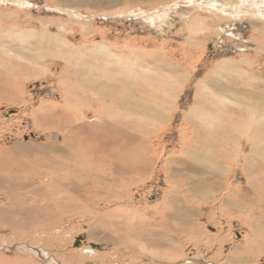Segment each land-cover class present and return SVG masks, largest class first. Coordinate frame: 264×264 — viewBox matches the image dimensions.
<instances>
[{
	"label": "rangeland",
	"instance_id": "1",
	"mask_svg": "<svg viewBox=\"0 0 264 264\" xmlns=\"http://www.w3.org/2000/svg\"><path fill=\"white\" fill-rule=\"evenodd\" d=\"M0 31V96L16 94L9 95L11 104L0 98V153L12 157L13 170L19 164H34L24 171L15 170V179H31L32 172H50L33 163L42 158L41 149L47 153L50 146L63 142L64 134L47 124L51 120L62 125L64 114L69 118L78 111L84 116L81 123L114 121L115 125L110 122L112 131H104L102 136L120 138L131 163L150 162L144 166L146 172H102L108 174V183L90 200L80 197L84 201L78 206L79 213L59 212L60 216L36 221L25 229L27 221L4 219L5 225L0 222V264H82L79 252H95L91 244L106 251L95 252L102 257L96 262L88 257L85 264H264V209L262 214V207L255 202L256 197L264 200V178L252 175L256 185L247 194L251 172L247 173L243 165L249 148L241 151L231 141L225 148L224 141L220 142L225 133L238 128L245 136L241 141H246L249 135L243 132L250 133V124L255 127L260 117L254 116L253 122L249 117L241 119L238 111L243 112V108L236 105L222 109L223 98L230 100L228 97L236 94L228 91L229 87L218 91L215 86L245 87L249 97H264V0H0ZM80 70L88 75H77ZM127 76L129 86L117 85ZM116 78L119 81L115 82ZM174 78L185 80L172 84ZM92 84L100 90L92 93L88 89ZM114 84L119 95L113 104L109 95L102 94L114 93ZM134 85L139 89L135 93ZM218 93L226 97L219 100ZM94 95L101 101L92 103ZM132 96L136 99L133 104ZM196 100L199 116L191 112L196 109ZM259 108L258 103L256 112ZM210 140L224 144L221 152L211 148ZM257 160L254 168L264 170V164ZM214 166L220 169L207 173ZM217 172L219 177H215ZM51 174L61 179L62 171L51 170ZM37 185L30 190L45 187L40 182ZM13 189V198L23 203L27 192ZM3 202L0 195V205ZM60 203L50 213L60 211ZM186 207L190 210L188 224L179 215ZM163 215H167L165 219ZM164 224L167 232L161 227ZM142 234L145 238L139 236ZM115 237L124 241L115 246ZM161 239L165 244L157 246ZM78 240L83 242L81 249L74 247ZM151 247L163 248L162 254L151 255ZM172 248L176 252L172 253Z\"/></svg>",
	"mask_w": 264,
	"mask_h": 264
},
{
	"label": "bare ground",
	"instance_id": "2",
	"mask_svg": "<svg viewBox=\"0 0 264 264\" xmlns=\"http://www.w3.org/2000/svg\"><path fill=\"white\" fill-rule=\"evenodd\" d=\"M20 1V0H19ZM196 1V0H195ZM24 2V1H23ZM26 2V1H25ZM130 2V1H129ZM253 2V1H252ZM251 2V3H252ZM198 4V3H197ZM196 4V5H197ZM247 4V3H245ZM69 5V4H68ZM114 5V4H113ZM254 5V4H253ZM182 6V5H181ZM257 7V6H255ZM68 8V7H67ZM167 14V13H166ZM184 14V13H183ZM168 16V15H167ZM181 20V19H180ZM263 22V21H262ZM252 23V22H251ZM83 24V23H82ZM81 24V25H82ZM35 30V29H34ZM1 32V31H0ZM28 32V31H27ZM37 34V33H35ZM40 34V33H39ZM31 33H29L28 36H30ZM33 35V34H32ZM38 36V35H37ZM43 37V36H42ZM45 37V36H44ZM36 38V37H35ZM52 38V37H51ZM57 38V37H56ZM64 39V38H63ZM25 40V39H24ZM53 40V39H52ZM26 41V40H25ZM59 41V39H58ZM23 44V43H22ZM85 45V44H84ZM69 46V45H67ZM99 46V45H98ZM94 47V46H93ZM103 47V45H102ZM59 48V47H57ZM86 49V48H85ZM84 49V50H85ZM91 48H89L90 50ZM104 49V48H103ZM97 50V49H96ZM78 52V51H77ZM93 52V50H92ZM18 53V52H17ZM34 53V52H33ZM80 53V52H79ZM82 53V52H81ZM109 54V52H107ZM1 54V53H0ZM35 54V53H34ZM37 54V53H36ZM86 54V53H85ZM89 54V53H87ZM95 54V53H94ZM39 55V54H38ZM36 55V56H38ZM47 55V54H45ZM168 55V53H167ZM20 56V55H19ZM41 56V55H40ZM95 56V55H94ZM152 56V55H151ZM39 57V56H38ZM80 57V56H79ZM2 58V57H1ZM29 60V59H27ZM228 60H225V62H227ZM224 62V61H223ZM230 62V61H228ZM30 63V61H29ZM92 63V62H91ZM237 63V62H236ZM127 64V63H126ZM125 64V65H126ZM241 64V63H240ZM120 66H124L123 64L120 65ZM227 66V65H226ZM237 66V65H236ZM242 65H240L239 67H241ZM115 67V66H114ZM238 67V69H239ZM41 68V67H40ZM92 68V67H91ZM134 69L133 65L130 66L128 65V69ZM172 68H175V67H172ZM229 68V67H228ZM170 69V68H169ZM222 69V68H220ZM225 69V67H224ZM227 69V68H226ZM166 73H169V74H172V76H175L174 72L171 71V69L168 71L166 68L164 69ZM43 71V70H42ZM128 71V70H127ZM178 71V70H177ZM135 73V72H134ZM133 73V74H134ZM35 74H37L35 72ZM82 74H86L84 71L80 70L78 71V74L77 75H82ZM90 74V73H89ZM226 74V73H225ZM88 75V74H86ZM118 75V74H117ZM121 75V74H120ZM128 75V74H127ZM244 75V74H243ZM37 76V75H36ZM125 77V75H123ZM249 76V75H248ZM254 76H256V73H254ZM30 77V76H29ZM106 77V76H105ZM180 77V76H179ZM227 77V76H226ZM230 77V76H229ZM31 78V77H30ZM80 78V77H79ZM85 78V77H84ZM131 78V77H129ZM242 78V77H241ZM25 79V78H24ZM125 79H128V76L126 78H124L123 80L119 81L117 78L115 79V82L116 81H119V83L117 85H119L120 83H122L123 87L124 86H129L130 84V80H125ZM180 80V78H179ZM177 78H174V79H171L170 81L172 82V84H178L179 82L181 83H184V80H180L179 81ZM78 81V80H77ZM213 81V80H212ZM216 81V80H215ZM218 81V80H217ZM66 82V81H65ZM64 82V83H65ZM114 82V83H115ZM208 82V81H207ZM17 83V82H16ZM15 84V83H14ZM67 84V82H66ZM84 84V83H83ZM108 84V83H107ZM169 85V87L171 89H173L171 87V85ZM211 84V83H210ZM12 85V84H11ZM64 85V84H63ZM115 85V84H114ZM143 85V84H142ZM165 85V84H164ZM205 85V84H204ZM207 85V83H206ZM212 85V84H211ZM214 85V84H213ZM15 86V85H14ZM19 86V85H18ZM21 86V85H20ZM66 86V85H65ZM121 86V85H120ZM216 86V89L218 91H220V88H223L224 90L229 87V90L228 91H231V92H234V94H236V97H228L230 98V100H227V99H224L223 98V103H220V106L227 110H229V106L230 105H236L240 108H243V112L241 111H238V116L241 117V119H246V117H249L251 119V121L253 120V117L254 116H257V117H260L256 120H258L255 124V127L253 124H250L252 127L251 129V132H247V131H244L243 134H246V135H249L247 136L248 138H246V141H241V140H244V139H241L242 137L245 138V136L241 135L240 134V131L237 129L236 132L232 131L228 133H225L226 136L224 138V140H219L220 142H223L225 143V148H227V144H228V141H231L233 142L234 144L236 143L237 144V148L238 149H241V151L245 150V147H248L249 150H250V154L248 156H245V160H244V165H243V169H245V171L248 173V171H250V177H248V181L250 180V183H249V188L247 190V194H250V192L252 191V187L254 186L255 182L252 183V175H258V177H263L264 178V170H262L261 168L259 169L258 167L257 168H254V161L256 163V160H257V157L260 155L262 149H264V140L262 138H264V136L261 135L260 137V133L261 131L263 130L264 132V97H262V94L261 95H257L256 99L254 97H249V95L247 94V91L244 87V89H239V90H235L234 88L232 89L231 88V85H225V84H220L218 83ZM264 86V85H263ZM10 87V86H9ZM16 87V86H15ZM14 87V88H15ZM90 87V88H89ZM88 87V89H92V93L94 90L96 89H99V88H96V87H93V84L90 85ZM122 87V86H121ZM21 88V87H20ZM83 88V87H82ZM85 88V86H84ZM132 88V87H130ZM17 89V88H16ZM105 89V88H104ZM134 90V93L137 92V85H134V87L132 88ZM222 89V90H223ZM6 90V89H5ZM18 90V89H17ZM76 90V89H74ZM82 90V89H81ZM100 90V89H99ZM108 90V89H107ZM111 90L114 91V93H110L109 94H102V96L104 97L105 95L108 96L109 95V101L113 103V101L116 99L115 97L118 98V89L115 86L111 87ZM126 90V88H125ZM124 90V91H125ZM128 90V89H127ZM126 90V91H127ZM139 90V89H138ZM233 90V91H232ZM12 91V90H11ZM20 91V90H19ZM17 91V93L19 92ZM79 91V90H78ZM112 91V92H113ZM120 91V90H119ZM132 91V90H131ZM142 91V90H141ZM178 91V90H177ZM71 92V91H69ZM84 92V91H83ZM87 92V91H86ZM121 92V91H120ZM123 92V91H122ZM140 92V91H139ZM144 92V91H143ZM10 93V92H9ZM65 93V92H64ZM75 93V92H74ZM74 93L72 96H74ZM82 93V92H81ZM106 93V92H105ZM117 93V95H116ZM126 93H129L126 92ZM131 93V92H130ZM172 93V92H171ZM226 93V92H225ZM14 94V93H13ZM12 93L8 94V92H6L5 94V97L3 96H0L1 100H3L5 102V100L7 101L6 104H8L11 100L9 98V95L10 96H13ZM70 94V93H69ZM76 94V93H75ZM122 94V93H121ZM125 94V93H123ZM147 94V93H145ZM170 94V93H169ZM219 94V93H218ZM223 94V93H222ZM16 95V94H14ZM97 95V94H96ZM144 95V93L142 94V96ZM149 95V94H148ZM167 95V94H166ZM178 95L180 96V94L178 93ZM210 95V94H209ZM264 95V94H263ZM76 96H78L76 94ZM95 96V95H94ZM101 96V94H100ZM173 96V95H172ZM213 97V94L211 95ZM214 96H218V95H214ZM220 95L218 96L219 100H220ZM16 97V96H14ZM82 97V95L80 96ZM96 98H93L92 100V103L93 102H100L101 99L100 97L98 96H95ZM130 97V96H129ZM163 97V96H162ZM208 97V96H207ZM222 97H226V96H222ZM239 97H242V98H239ZM77 97H75L76 99ZM102 98V97H101ZM124 98V97H123ZM16 99V98H15ZM14 99V100H15ZM104 99V98H103ZM154 99V98H153ZM160 99V98H159ZM210 99V97H209ZM212 99V98H211ZM217 99V98H216ZM247 99V100H245ZM255 99V100H253ZM17 100V99H16ZM77 100V99H76ZM85 100V99H84ZM125 100V99H123ZM127 100V98H126ZM129 100V99H128ZM135 97H131L130 101H132L131 104L134 103L135 101ZM156 100V99H155ZM158 100V99H157ZM162 101H164L163 99H161ZM219 100H215V101H219ZM222 100V99H221ZM213 101V100H212ZM122 103V101H120ZM129 102V101H128ZM139 102V101H138ZM145 102V101H144ZM149 102V101H148ZM146 102V103H148ZM161 102V101H160ZM166 102V100H165ZM214 102V101H213ZM211 102V103H213ZM227 102V103H225ZM14 103V101H13ZM17 103V102H16ZM126 103V101H125ZM151 103V102H149ZM169 103V102H168ZM167 103V104H168ZM198 101L196 100L195 102V106H196V109L195 111L192 110L191 112L194 114V115H198L197 111H198ZM210 103V102H209ZM230 103V104H229ZM254 105H253V104ZM260 104V107L259 110H257L256 112V108H257V104ZM11 104V102H10ZM76 104V103H75ZM79 104V103H78ZM86 104V103H85ZM89 104V103H88ZM114 104V103H113ZM117 104V103H115ZM123 104V103H122ZM141 104V103H140ZM171 104V103H170ZM215 104V103H214ZM229 104V105H228ZM107 105V104H106ZM137 105V103H136ZM145 105V104H144ZM156 105V104H155ZM155 105H152L154 106L153 109H156L155 108ZM132 106V105H131ZM142 106V105H141ZM147 106V105H146ZM145 106V107H146ZM150 106V105H149ZM151 106V107H152ZM160 106V105H159ZM210 106V105H208ZM217 105L215 104V107ZM219 106V105H218ZM120 107V106H119ZM133 107V106H132ZM259 107V106H258ZM137 108V107H136ZM134 109L137 110V109ZM160 108V107H159ZM168 108V107H167ZM219 108V107H218ZM6 109V108H5ZM93 109V108H92ZM126 111H128V107H125L124 108ZM141 109V108H140ZM152 109V108H151ZM150 109V110H151ZM152 109V110H153ZM166 109V108H164ZM163 109V110H164ZM193 109V108H192ZM212 109H213V106H212ZM221 109V108H220ZM219 109V111H220ZM231 109V107H230ZM233 109V108H232ZM98 111H100L101 109L98 108L96 109ZM142 110V109H141ZM162 110V109H160ZM175 110V109H174ZM217 110V109H216ZM124 111V110H123ZM138 111V110H137ZM140 111V110H139ZM146 111V110H145ZM213 111V110H212ZM218 111V110H217ZM222 111V110H221ZM225 111V110H224ZM65 112V110H64ZM131 111H129L128 113H130ZM165 112V111H164ZM140 113V112H139ZM254 113V114H252ZM102 114V113H100ZM99 114V115H100ZM70 115H72L73 117H71ZM69 118H67V115L64 114L63 116L65 117V119L62 120L64 121L63 124H54L51 120H49L51 123L47 124L49 125L50 128H54L58 131H60L61 133L64 134V138H63V142L61 145H52L50 146V149H48L47 153L44 152L43 149H41L40 151H42V158L41 159H38L36 160V162H33V163H37L38 166H41L43 169H46L47 171H50L49 173L47 172H40L37 173V172H32L30 176L31 179H15L14 178V174H15V170L17 169H20L22 171L24 170H27L28 167H26L27 165H32L34 166V164H19L20 166H17L16 169H12L13 166L11 164V158L12 157H9L8 153L7 152H3V153H0V195L1 197L3 198L4 202L0 205V219H2L0 222L1 223H4V225L6 224L3 220H7V219H13V220H16V218H20V222H21V219L22 221H27L24 227V229L28 226H32L34 223H36V221H39V222H43L42 220L46 219L47 217L50 218L51 216L53 215H59L58 213L61 212L64 214V212H69L70 214L71 213H74V212H77L79 213L80 211V208L78 206H82L81 203L84 201V199H81L80 197L81 196H86L88 197L87 200H90L92 198V195L97 193L98 191L102 190V189H99L101 186L105 185L106 183H108V179L106 177H108V174L107 176H105L103 173L104 172H108V171H113V170H116V171H128V172H133V171H138L139 169L142 171V172H146V167H144L145 165H148L150 164V162L145 159L144 161H140L139 163H131V160L129 159L128 157V154L126 151H124V149L122 148L123 146V143L120 142L119 140H121L119 138L116 139V138H112V137H108L107 136H102V134L104 133V131H112L111 129H113V126L112 125H115L114 121H110L112 123V125H110V122H108L106 124L105 123H93V124H89L87 123H81V121L84 120V116L80 114V112L78 111L77 113H74V114H70ZM96 115H97V112H96ZM145 115V114H144ZM143 115V116H144ZM140 116V115H139ZM199 116V115H198ZM201 116V114H200ZM145 117V116H144ZM161 117V116H160ZM104 118V117H103ZM108 118H109V115H108ZM212 118V117H211ZM215 118V117H214ZM239 118V117H238ZM111 119V118H109ZM199 119V118H198ZM241 119H239V121H241ZM61 120V121H62ZM112 120V119H111ZM136 120V119H135ZM59 121V122H61ZM161 121V120H159ZM158 121V122H159ZM200 121V120H199ZM250 121V120H249ZM248 121V123H249ZM36 122V121H35ZM208 122V121H207ZM220 122V121H219ZM217 122V123H219ZM241 122H245V121H241ZM253 122V121H252ZM134 123V122H133ZM166 123V122H165ZM78 124V125H77ZM106 124V125H105ZM195 124V123H194ZM210 124V123H209ZM214 124V123H213ZM225 122L223 123L222 122V125H224ZM56 125V126H55ZM220 125V123H219ZM235 125H239V123H236ZM111 126V127H109ZM197 126V125H196ZM47 128V126H45ZM107 127H109L108 129H106ZM122 127V126H121ZM161 127V126H160ZM247 127V126H246ZM40 128V127H39ZM44 128V127H43ZM42 128V129H43ZM117 128V127H116ZM236 128V127H235ZM245 128V127H244ZM41 129V128H40ZM45 129V128H44ZM124 129V128H123ZM115 130V129H114ZM210 130V129H209ZM220 130V129H219ZM242 130H245V129H242ZM47 131V130H45ZM54 131V130H53ZM222 131V129H221ZM223 131L225 132L226 129L224 128ZM119 132V131H118ZM122 132V131H121ZM137 132V131H136ZM208 132V131H207ZM215 132V131H214ZM126 133V132H124ZM128 133V132H127ZM193 133V132H192ZM213 133V131H212ZM60 134V133H59ZM113 134V132H112ZM134 134V133H133ZM189 134V132H188ZM252 134V135H250ZM58 135V134H57ZM114 135V134H113ZM122 135V134H121ZM184 135V134H183ZM219 135V134H218ZM224 135V133H223ZM192 136V135H191ZM130 138V137H129ZM133 138V137H132ZM208 138V137H207ZM128 139V138H127ZM194 139V138H193ZM203 139V138H202ZM201 139V140H202ZM187 140V139H186ZM198 141V140H197ZM196 141V142H197ZM215 142L213 140H210V142L212 143L211 145V148L216 150L218 153L221 152L220 151V147L224 146V144L220 143V142ZM195 142V143H196ZM56 143V142H55ZM119 143V144H118ZM187 143V142H186ZM191 143V142H190ZM194 143V144H195ZM202 143L203 145L204 142L202 140ZM189 144V143H188ZM197 145V143L195 144ZM202 145V144H201ZM206 146V145H205ZM210 146V145H209ZM213 146V147H212ZM201 147V146H200ZM236 147V145H235ZM186 148V147H185ZM184 148V149H185ZM192 148V147H191ZM197 148V147H196ZM210 148V147H209ZM204 149V148H203ZM211 149V150H212ZM228 149H229V146H228ZM227 151L229 152L230 150ZM207 151V150H206ZM232 151V150H231ZM264 151V150H263ZM226 152V153H228ZM36 153V152H35ZM149 153V152H147ZM207 153V152H205ZM223 153V152H222ZM237 153V152H236ZM235 153V154H236ZM243 153V152H242ZM145 154V152H144ZM197 154V153H196ZM214 154V153H213ZM234 154V155H235ZM13 155V153H12ZM44 155H47L46 157H44ZM194 155V154H193ZM38 156V155H37ZM146 158H148L146 155H144ZM224 156V155H223ZM237 156H238V153H237ZM244 156V155H243ZM4 157H6L7 159L4 161L2 160ZM9 157V158H8ZM196 157V156H195ZM236 157V156H235ZM15 158V157H14ZM13 158V159H14ZM188 158V157H187ZM229 158V157H228ZM259 158V157H258ZM241 159H244V157H242L241 155ZM161 160V159H160ZM203 160V159H202ZM207 163H208V160H206ZM225 161V160H224ZM13 162V161H12ZM190 162V161H189ZM196 162V161H195ZM219 162V160H216L215 163L217 165V163ZM260 162L264 164V155H262L261 159H260ZM258 162L257 160V163H260ZM175 163V162H174ZM173 163V164H174ZM180 163V162H179ZM198 163V162H197ZM225 163H228V162H225ZM193 164V163H192ZM223 164V157H220V165ZM237 164V163H236ZM251 165V168H245L246 165ZM196 165V164H195ZM199 165V164H198ZM178 166V165H177ZM207 166L209 168H211V165L210 164H207ZM228 166V165H227ZM152 167V166H151ZM223 167V166H222ZM204 168V167H203ZM264 168V167H263ZM205 169V168H204ZM214 169H220V166L219 167H216L214 166L212 168V170L210 171H207V173H211V172H214L213 170ZM51 170L55 171V170H61L62 171V174H61V179H58V177L55 176V174H51ZM151 170V169H150ZM241 170V169H240ZM218 171V170H217ZM103 172V173H102ZM166 172V171H165ZM1 173H4L3 175H1ZM27 173V172H26ZM200 173V172H199ZM215 173V172H214ZM229 173V172H228ZM223 174V172H222ZM7 175V177H6ZM53 175V176H52ZM115 175V174H114ZM142 175V174H141ZM152 175V174H151ZM197 175V174H196ZM18 176V175H17ZM117 176V175H116ZM213 176V175H211ZM220 174L217 172L216 176L215 177H219ZM60 177V176H59ZM214 177V176H213ZM212 177V178H213ZM214 177V178H215ZM212 178H210L212 180ZM111 179V178H109ZM115 179V178H114ZM117 179V178H116ZM139 179V178H138ZM89 181H92V184H88ZM208 181V180H207ZM254 181V179H253ZM41 183L42 185H45V187L43 189L40 190H34V191H31L30 188H33L35 187L38 183ZM145 182V181H144ZM222 182V181H221ZM263 182V180H262ZM88 184V185H87ZM111 184V182H110ZM212 184V183H211ZM214 184V183H213ZM259 184V183H258ZM215 185V184H214ZM220 185V183H219ZM256 185V184H255ZM8 186V188L6 187ZM10 186V187H9ZM37 186H40V185H37ZM109 186V185H108ZM211 186V185H209ZM208 186V187H209ZM262 186V185H261ZM260 186V187H261ZM14 187H18V189H23L25 191V193L27 192V194L25 195V198L26 199L23 203H17L16 202V199L13 198V194H15L14 192ZM41 187V186H40ZM7 188V189H6ZM212 188V186H211ZM237 188V187H235ZM5 189L8 190V192H5ZM34 189V188H33ZM222 189V188H220ZM251 189V190H250ZM232 190V189H231ZM235 190V189H234ZM230 191V190H229ZM254 191V190H253ZM239 192V190L237 191ZM81 193V194H80ZM229 193V192H228ZM240 193V192H239ZM253 193V192H252ZM20 194V193H19ZM18 194V195H19ZM24 194V193H23ZM103 194V193H102ZM149 194V193H148ZM230 194V193H229ZM233 194V193H232ZM254 194V193H253ZM252 194V195H253ZM261 194V193H260ZM17 195V194H16ZM177 195V194H176ZM240 195V194H239ZM263 195V194H262ZM22 196V195H21ZM180 196V195H178ZM227 196V194H226ZM257 196V195H256ZM261 196V195H260ZM16 197V196H15ZM23 197V196H22ZM176 197V196H175ZM249 197V196H248ZM39 198V199H38ZM50 198H53L50 200V202H47ZM97 198V197H96ZM114 198V197H112ZM173 198V197H172ZM222 198V197H221ZM121 199V198H120ZM181 200V199H180ZM45 201V203H44ZM31 203L29 205H27L26 203ZM38 202V203H37ZM41 202H43V204H40ZM61 202V203H60ZM201 202V201H200ZM255 202L262 207L261 209V212L263 214V209H264V200L261 199V198H258L256 197L255 199ZM61 204V205H58L57 206V210L60 209V211H58L57 213H50L52 208L55 209L57 204ZM101 203V202H100ZM66 204V205H64ZM97 205V204H96ZM95 205V206H96ZM124 205V204H123ZM188 205V204H187ZM55 206V207H54ZM169 206V205H168ZM231 206V205H230ZM175 207H178V206H175ZM174 208V207H173ZM255 208L256 210L259 212V209L257 208L256 204H255ZM187 207L184 208L180 213V220L182 222H184L185 224H188V220H189V211ZM232 210V208H231ZM237 213V212H236ZM81 214V213H80ZM62 215V214H61ZM60 216V215H59ZM167 215H163L161 216L162 218H166ZM177 217V215H175ZM264 216V214H263ZM74 217V216H73ZM179 217V216H178ZM54 218V217H53ZM52 218V219H53ZM197 218V217H196ZM54 219H57V218H54ZM179 219V218H178ZM60 221V220H59ZM72 221V220H71ZM165 221V220H164ZM37 222V223H39ZM101 222V221H100ZM191 222V221H190ZM157 224V223H156ZM159 224V223H158ZM157 224V225H158ZM163 224V223H162ZM3 225V224H2ZM15 225V224H14ZM42 225V223H41ZM183 225V224H182ZM1 226V225H0ZM16 226V225H15ZM44 226V225H43ZM167 224H164V225H161V227L163 228V230H165L166 232L168 231V228L166 227ZM176 226V225H174ZM4 227H9L8 226H4ZM50 227V226H49ZM48 226H46L45 228H49ZM14 228V227H13ZM12 228V229H13ZM29 228V227H28ZM39 228V227H38ZM44 228V227H42ZM88 228V227H87ZM133 228V227H132ZM170 228V227H169ZM262 228V227H261ZM31 229V228H30ZM41 229V228H40ZM131 229V227H130ZM171 231H172V228H170ZM22 230V229H21ZM39 230V229H38ZM46 230H49V229H46ZM99 230V228H98ZM98 230H96V233L98 232ZM157 230V229H156ZM183 230V229H182ZM258 230H261L260 228H258ZM41 231V230H39ZM262 231V230H261ZM184 232V231H183ZM67 233V232H66ZM94 233V234H96ZM181 233V232H180ZM63 234V233H62ZM153 235V234H152ZM168 235V234H167ZM185 235V234H184ZM141 236V238H145L142 235H139ZM137 236V237H139ZM162 237V236H161ZM119 238H120V241H119ZM115 237V241H114V245L115 246H118L120 243H122L124 240L121 238V237ZM185 238V236H184ZM191 238V237H189ZM188 238V239H189ZM167 239V238H166ZM187 239V241H188ZM193 239V238H191ZM159 240V239H158ZM195 240V239H194ZM88 241V240H87ZM141 241V240H140ZM144 241V240H143ZM169 242V240H167ZM35 242V241H34ZM195 242V241H193ZM192 242V243H193ZM64 243V242H63ZM200 243V242H199ZM198 243V244H199ZM32 244V243H31ZM136 244V243H135ZM157 246L159 245H163L165 244L164 241L161 239L160 241H158V243H156ZM167 244V243H166ZM172 244V243H171ZM260 244V243H259ZM40 245V244H39ZM69 245V244H68ZM92 245H95V244H91V248L93 250H95V252L97 253V251H106L104 249V247L100 246V245H95L96 247H101V249H94L92 247ZM113 245V246H114ZM263 245V244H262ZM37 246V245H36ZM62 246V245H61ZM260 246V245H259ZM26 247V246H25ZM83 247V242H81V246L79 247L80 249ZM169 247H172V246H169ZM55 248V247H54ZM57 248V247H56ZM66 248V247H65ZM153 248H156V247H153ZM151 247V255L152 254H157V255H160L162 254L163 252V248H158V249H153ZM197 248V247H196ZM148 249V248H147ZM248 249V248H247ZM247 249H244V253L249 256L248 254L250 253ZM243 250V249H242ZM82 251V250H81ZM147 251V250H146ZM167 251V250H166ZM172 253L176 252V249L172 248L171 249ZM241 251V250H240ZM95 252L87 249V250H83V252H79V253H82V254H79V262H82V264H85L87 262V259H91L93 258L94 261L96 259H99L100 257L102 256H98L95 254ZM150 252V251H149ZM219 252V251H218ZM216 251V253H218ZM55 253V252H54ZM92 253V254H90ZM101 253V252H100ZM116 253V252H115ZM243 253V254H244ZM43 254V253H42ZM52 255V254H51ZM96 255V256H95ZM252 255V254H251ZM61 256V255H60ZM1 257V256H0ZM64 258V256H62ZM89 257V258H88ZM133 257V256H132ZM62 258V259H63ZM107 258V257H106ZM164 258V257H163ZM12 259V258H11ZM234 259H236L234 257ZM232 259V261L234 260ZM239 260V259H238ZM7 261V260H6ZM17 261V260H15ZM35 261V260H34ZM63 261V260H62ZM241 261V260H240ZM26 262V261H25ZM45 262V261H44ZM96 262V261H95ZM193 262V261H192ZM234 263L236 261H233ZM245 262H247V260H245ZM20 263V262H18ZM17 263V264H18ZM67 263V262H66ZM212 263V262H211ZM210 263V264H211ZM10 264H14V262H10ZM16 264V263H15ZM21 264V263H20ZM23 264V263H22ZM25 264V263H24ZM30 264H34V263H31ZM95 264V263H94ZM194 264V263H193ZM237 264H242L241 262H238Z\"/></svg>",
	"mask_w": 264,
	"mask_h": 264
},
{
	"label": "water",
	"instance_id": "3",
	"mask_svg": "<svg viewBox=\"0 0 264 264\" xmlns=\"http://www.w3.org/2000/svg\"><path fill=\"white\" fill-rule=\"evenodd\" d=\"M80 246H81V241L78 240V241L75 243L74 247H75V248H78V247H80ZM92 247H93L94 249H101V247H96L95 245H92Z\"/></svg>",
	"mask_w": 264,
	"mask_h": 264
}]
</instances>
